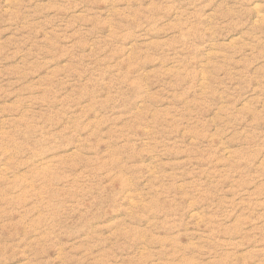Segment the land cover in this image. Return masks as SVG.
<instances>
[{
  "label": "rangeland",
  "instance_id": "obj_1",
  "mask_svg": "<svg viewBox=\"0 0 264 264\" xmlns=\"http://www.w3.org/2000/svg\"><path fill=\"white\" fill-rule=\"evenodd\" d=\"M0 264H264V0H0Z\"/></svg>",
  "mask_w": 264,
  "mask_h": 264
}]
</instances>
